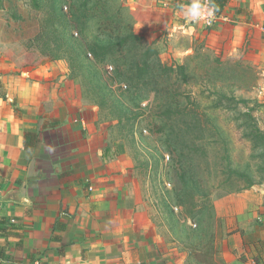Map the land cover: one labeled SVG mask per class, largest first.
Returning a JSON list of instances; mask_svg holds the SVG:
<instances>
[{"label": "rangeland", "instance_id": "rangeland-1", "mask_svg": "<svg viewBox=\"0 0 264 264\" xmlns=\"http://www.w3.org/2000/svg\"><path fill=\"white\" fill-rule=\"evenodd\" d=\"M238 9L212 26H141L127 0H0V70L38 71L70 114L97 113L107 159L133 178L129 207L150 210L166 236L175 224L174 259L188 264L229 255L245 216L264 227V212H247L264 207V42ZM145 62L154 73L142 81Z\"/></svg>", "mask_w": 264, "mask_h": 264}, {"label": "crops", "instance_id": "crops-1", "mask_svg": "<svg viewBox=\"0 0 264 264\" xmlns=\"http://www.w3.org/2000/svg\"><path fill=\"white\" fill-rule=\"evenodd\" d=\"M174 1L127 4L137 25L156 18L165 26L184 19L183 1ZM228 6L252 12L245 34L261 33L264 42V0H229ZM9 69L0 70V249L6 256L0 264H188L186 255L174 259L175 224L166 236L165 222L156 223L150 210L129 207L133 178L126 169L119 175L122 167L107 159L109 134L97 113L70 114L64 98H49L50 85L37 80L38 71ZM27 133L37 134L32 150L25 147ZM247 212L253 219L264 207ZM246 219L222 246L229 255L199 264H264V227Z\"/></svg>", "mask_w": 264, "mask_h": 264}, {"label": "clouds", "instance_id": "clouds-1", "mask_svg": "<svg viewBox=\"0 0 264 264\" xmlns=\"http://www.w3.org/2000/svg\"><path fill=\"white\" fill-rule=\"evenodd\" d=\"M178 7L187 24H198L202 21L211 24L218 11L214 0H189L188 3L179 4Z\"/></svg>", "mask_w": 264, "mask_h": 264}, {"label": "trees", "instance_id": "trees-1", "mask_svg": "<svg viewBox=\"0 0 264 264\" xmlns=\"http://www.w3.org/2000/svg\"><path fill=\"white\" fill-rule=\"evenodd\" d=\"M215 4L217 5L218 7V11H217V14H221L222 11H224L226 9V7L228 6L229 4V0H214ZM129 42L128 40L124 39L122 41H120L119 43V47L120 46H124L126 45V43ZM146 65H144L140 71V77L142 79V81H144L145 79H148L151 77L152 73H154V70H152V67L150 68V66L145 62ZM161 66V65H160ZM162 67V66H161ZM164 69V67H163ZM185 67L184 66H179L178 67V70H184ZM164 70H167V71H170L171 74L172 73H175L176 70L175 69H164ZM169 76V75H168ZM142 84L141 83H138V87H140ZM37 139V134L36 133H27L26 134V143H25V147L27 150H32L34 148V144H35V141ZM28 140H30L32 143H29ZM5 253L3 251V249H0V258H5Z\"/></svg>", "mask_w": 264, "mask_h": 264}, {"label": "built area", "instance_id": "built-area-1", "mask_svg": "<svg viewBox=\"0 0 264 264\" xmlns=\"http://www.w3.org/2000/svg\"><path fill=\"white\" fill-rule=\"evenodd\" d=\"M217 19V13H216V18H215V20ZM215 20L213 21V23H211V24H208L206 21H202V23L205 25V26H212L213 24H214V22H215ZM2 210V201H1V199H0V211ZM14 222V221H13ZM37 264H46V263H44V262H38Z\"/></svg>", "mask_w": 264, "mask_h": 264}]
</instances>
